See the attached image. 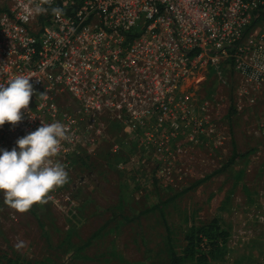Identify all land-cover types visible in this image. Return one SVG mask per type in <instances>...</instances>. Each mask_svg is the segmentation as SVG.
<instances>
[{"label": "rangeland", "instance_id": "rangeland-1", "mask_svg": "<svg viewBox=\"0 0 264 264\" xmlns=\"http://www.w3.org/2000/svg\"><path fill=\"white\" fill-rule=\"evenodd\" d=\"M252 30L264 31V17ZM200 91L221 99L222 117L197 139L148 138L147 124L107 122L105 108L79 105L71 93L55 95L54 106L25 111L0 137V149L10 151L41 124L59 121L70 139L54 160L65 165L69 180L26 213L5 204L0 192V264H169V248L183 255L189 236L215 256L207 264L258 263L264 254V92L252 106L236 109L227 70L210 73ZM233 154L241 156L232 160ZM21 240L25 246L17 250ZM181 264L198 263L186 258Z\"/></svg>", "mask_w": 264, "mask_h": 264}, {"label": "built area", "instance_id": "built-area-1", "mask_svg": "<svg viewBox=\"0 0 264 264\" xmlns=\"http://www.w3.org/2000/svg\"><path fill=\"white\" fill-rule=\"evenodd\" d=\"M259 10L264 0H0V84L31 76L29 108L71 93L107 122L147 124L148 138L206 137L222 117L221 99L200 91L210 73L227 70L238 110L264 92Z\"/></svg>", "mask_w": 264, "mask_h": 264}, {"label": "clouds", "instance_id": "clouds-1", "mask_svg": "<svg viewBox=\"0 0 264 264\" xmlns=\"http://www.w3.org/2000/svg\"><path fill=\"white\" fill-rule=\"evenodd\" d=\"M35 11L42 13L46 9L38 6ZM52 12L60 16L63 8H53ZM31 78L17 75L6 85L0 84V126L7 122L15 127L23 121L24 112L29 110L31 99L37 94ZM40 97L46 98L43 92ZM69 139L68 128L56 121L41 124L19 138L10 151L0 149V192L4 203L19 213H26L34 204H46L51 192L68 183L65 165L54 157L59 155L62 141ZM24 246L22 240L15 245L17 250Z\"/></svg>", "mask_w": 264, "mask_h": 264}, {"label": "trees", "instance_id": "trees-1", "mask_svg": "<svg viewBox=\"0 0 264 264\" xmlns=\"http://www.w3.org/2000/svg\"><path fill=\"white\" fill-rule=\"evenodd\" d=\"M263 17H264V10H259L255 14L254 23L256 21L262 19ZM231 109H232V112H235V109L233 107H231ZM239 156H241V155L240 154H233L232 160H233V158H236V157H239ZM156 208H157V206H154V207L150 208V211L151 210H154ZM166 238L168 240H170V231L168 229H167V236H166ZM90 239L81 248H83L85 245H87L88 242L90 241ZM200 242H201L200 241V238L198 239V241L196 243V242H194V239L192 238V236H189L187 238V245L185 246V248L183 250V255H181V256L178 255L175 252L174 247H170L169 248V251H170V263L169 264H181L182 261L184 259H186V258H189L191 260H194L198 264H207L209 261H211V259L213 260V257H215V256L211 252L204 253L202 251V249L200 248L201 247L200 246ZM211 246H216L217 248H219L218 245H217V243L214 244V242H212Z\"/></svg>", "mask_w": 264, "mask_h": 264}, {"label": "flooded vegetation", "instance_id": "flooded-vegetation-1", "mask_svg": "<svg viewBox=\"0 0 264 264\" xmlns=\"http://www.w3.org/2000/svg\"><path fill=\"white\" fill-rule=\"evenodd\" d=\"M12 129H13V128H12ZM20 129H21V128H20ZM0 133H1V135H3V132H0ZM13 146L16 147V144H13Z\"/></svg>", "mask_w": 264, "mask_h": 264}]
</instances>
